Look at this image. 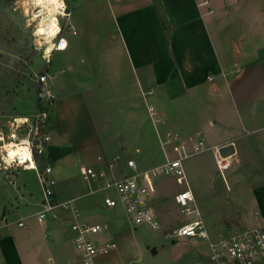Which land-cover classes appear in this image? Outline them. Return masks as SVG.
Here are the masks:
<instances>
[{
	"label": "crops",
	"instance_id": "obj_1",
	"mask_svg": "<svg viewBox=\"0 0 264 264\" xmlns=\"http://www.w3.org/2000/svg\"><path fill=\"white\" fill-rule=\"evenodd\" d=\"M64 2L69 6V24L78 7H87L78 16L82 18L85 13V18H93L91 15L98 11L95 6L100 5L106 7L110 25L104 55L95 54L94 48H90L89 83L79 82L80 76L74 77V81L70 79L71 83L68 79L62 81L72 90L84 93V99L76 100L77 93L64 94L57 99L53 80L51 83L56 100L46 126L50 140L39 157V166L51 167L54 198L57 202H71L77 209V218L69 211L56 208L39 223L36 214L40 211V188L37 195H26L17 204L20 209L15 211L16 219L9 220L5 216L0 225V264H80L70 230L74 221L100 226L99 232L89 236L102 249L98 264H121L127 233L150 226H132L120 205L105 208L103 199L97 196L104 197L113 189L103 192L100 189L103 180L85 182L72 192L69 188L57 187L56 176H64L69 170L79 175L80 166L96 167L98 158L112 160L117 156L120 160L108 171L109 179L119 180L134 174L125 164L127 159L134 160L138 171L148 170L164 162L160 142L166 134L175 135L188 151L197 140H202L207 148L233 145V162L236 142L245 141L264 129V0ZM68 49L67 42L63 53ZM71 62L68 59L59 64L67 69ZM73 70L80 72L76 67ZM101 96L105 97L106 121L95 117L102 109ZM85 101H88L87 106ZM149 108L153 110V117ZM60 109H71L75 116L68 113L70 115L63 118L64 125L58 126ZM99 121L105 122L104 126ZM52 128L54 131H50ZM152 143L156 152L150 149ZM166 151L168 157H175L170 146ZM207 152L210 160H206L215 163L210 149L191 157ZM191 157L184 159L182 166L197 207L201 197L187 179L192 169L199 178L202 174L203 179L206 172L202 160L187 164ZM209 177L210 180L204 179L205 184L213 182L212 176ZM167 180L183 187L175 189ZM22 181V178L17 181L22 186L18 192H35ZM153 184L150 204L160 223L155 230L164 238L162 224L169 223L172 215L180 210L174 196L185 190V186L172 177L156 179ZM256 186H264V183ZM244 203L240 196L232 201L236 209ZM206 213L202 210L198 214L208 235L209 229L204 224ZM182 215L183 221L178 226L195 219V215L193 219L187 218L192 215ZM238 220L242 222L235 216V223L225 230V235L234 230ZM19 222L24 226L19 227ZM156 251L154 247L151 249L152 254ZM133 252L141 254L138 249ZM130 263L133 262L126 264Z\"/></svg>",
	"mask_w": 264,
	"mask_h": 264
},
{
	"label": "rangeland",
	"instance_id": "obj_2",
	"mask_svg": "<svg viewBox=\"0 0 264 264\" xmlns=\"http://www.w3.org/2000/svg\"><path fill=\"white\" fill-rule=\"evenodd\" d=\"M64 4L65 16L58 17V25L60 34L69 43V49L64 53L63 51L61 53L54 51L47 59H44L43 50L46 46L43 43L44 40L34 35L41 20L40 17L33 18L37 8L31 0H0V131H7L12 118L30 117L36 111L35 80L44 71L54 75L53 89L57 99H60L61 95H72L73 93L79 94L76 100L81 97L84 99V93H81L79 89L72 90L71 86L63 85L62 81L68 79V82L71 83L70 79L73 80L74 77L80 76L79 82L89 83L90 48H94L92 50L95 54L101 52L104 55L106 41L110 37L107 10L104 6H95L94 9H98V11L91 15L94 16L93 18L90 16L85 18V13L81 18L78 14H81V11L85 12L87 7L85 5L78 7L77 14H73L70 21L74 26V34H72L67 29L69 6L65 2ZM68 59L72 61L70 67L61 68L59 63ZM73 61L77 64L74 65ZM73 67H76L80 72L74 71ZM97 92L100 93L99 90ZM100 100L102 109L97 115L95 113V117L98 116L100 120L104 121L105 97L101 96ZM87 102H84L85 106H87ZM76 107H74L75 110ZM59 112L58 126L64 125L63 118L68 113L75 116V112L71 109L62 111L60 109ZM115 115L118 116V114ZM102 121L99 123L104 126L105 122ZM53 126H55V120L52 123ZM51 130L54 131V128ZM101 132H104V128H101ZM256 133V137L251 136L245 141L236 142L235 160L233 162L231 160L234 154L233 150L227 155L230 165L223 172L217 169L214 162L210 163L206 160L207 158L210 160L209 152L197 158L191 157L186 161L187 164H192L194 160L199 162L202 160L201 165L206 172L205 181L210 180L209 176H212L213 179L211 184L209 182L205 184L202 174L199 178L195 169H192L193 172L190 171L189 179H187L194 188H197L201 197L196 207L198 213H201L202 210L207 212L204 216V224L206 223L207 230L209 229L210 240H216L218 234H224L225 230L230 229L235 223V216L243 222V227L254 226L261 218H264V186L255 187V184L264 183V129ZM150 149L154 152L157 151L153 143L150 144ZM6 175L12 180V184L7 182ZM20 178L23 179L24 186L35 190V192L28 194L18 192L22 187L17 182ZM56 178L58 180L57 187L62 190L69 188L75 192L80 184H85V181L73 170H69L64 176H56ZM166 182L168 185L170 182L173 184L172 180ZM173 187L180 189L183 186L173 184ZM38 190L39 186L33 171L18 169L3 172L0 170V225L4 222L5 216L9 220H15L17 217L15 211L20 209L17 204H20L21 198L26 195L35 196ZM107 194L110 197H116L114 190L108 191ZM236 196H240L245 203L242 207L233 209L232 201ZM97 197L103 199L102 194H98ZM206 207H209L210 210ZM255 211L258 212V216L254 215ZM183 218L180 210L172 215L170 218L172 220L169 223L162 224L164 233L177 227ZM187 218L193 219L194 215ZM127 234L128 240L124 243L121 264L130 261L134 264H207L208 244L203 239L182 237L170 241L165 239V234L162 238L159 232L150 227H138L136 231H130ZM153 247L157 251L152 254ZM134 249L136 251L138 249L141 254L134 255ZM138 257H140L139 260H137Z\"/></svg>",
	"mask_w": 264,
	"mask_h": 264
},
{
	"label": "built area",
	"instance_id": "obj_3",
	"mask_svg": "<svg viewBox=\"0 0 264 264\" xmlns=\"http://www.w3.org/2000/svg\"><path fill=\"white\" fill-rule=\"evenodd\" d=\"M67 29L74 34L71 24L67 25ZM53 41V51H64L67 48V42L60 31ZM49 55L44 56V59H47ZM53 79L54 75L47 71L38 75L35 80L36 111L30 117L12 118L7 131H0V170L9 172L19 169L35 173L41 194L40 211L36 214V220L39 223L44 220L46 214L56 208L69 211L77 218V209L71 202H57L54 198L55 180L51 167L49 165L39 166V157L43 155L45 146L50 140L46 126L56 100L51 88ZM148 112L151 117L154 116L151 108L148 109ZM17 145L21 146V150L16 154H9L8 148ZM160 146L163 150L164 162L148 170L138 171L134 160L127 159L125 164L134 174L119 180L109 179L107 178L108 171L113 169L115 163L120 160V156H117L112 160L98 158L96 167L80 166L78 168L79 176L87 183L92 180H103L100 189L103 192L113 189L116 194L115 198L108 195L103 197L105 208L111 209L120 205L132 226L148 225L154 230L159 229L160 223L150 204V195L154 192L153 182L156 179L172 177L176 183L185 186V190L174 196L175 203L182 214L195 215V219L165 233V239L174 241L177 238L185 237L207 241L208 264H264V218L251 227H243L242 222L238 220L232 232L227 235L218 234L216 240H210L204 231L193 195L187 185L182 166L183 160L210 149L214 155L217 169L223 172L229 167L230 159L228 156L220 154L222 147L207 148L202 140H197L193 142L190 151H188L186 145L179 142L173 134H166L165 139L160 142ZM167 146H170L171 151L175 154L174 158L168 157ZM5 177L7 182L12 184L9 176ZM89 192L92 193L93 190L89 189ZM254 215L258 216V213L254 212ZM17 225L24 226L21 222ZM70 230L74 234L73 243L80 264H98L97 257L102 249L95 245L89 236L99 232L100 226L74 221Z\"/></svg>",
	"mask_w": 264,
	"mask_h": 264
},
{
	"label": "bare ground",
	"instance_id": "obj_4",
	"mask_svg": "<svg viewBox=\"0 0 264 264\" xmlns=\"http://www.w3.org/2000/svg\"><path fill=\"white\" fill-rule=\"evenodd\" d=\"M31 2L37 8L33 18H41L34 35L44 40L43 43L46 46L43 54L48 56L54 50L52 42L60 31L58 17L65 16V4L63 0H31ZM20 147L17 145L8 148L9 154L18 153L21 150Z\"/></svg>",
	"mask_w": 264,
	"mask_h": 264
},
{
	"label": "water",
	"instance_id": "obj_5",
	"mask_svg": "<svg viewBox=\"0 0 264 264\" xmlns=\"http://www.w3.org/2000/svg\"><path fill=\"white\" fill-rule=\"evenodd\" d=\"M233 151V148L231 145H228V146H223L221 149H220V154L222 156H227L228 154H230L231 152ZM230 152V153H229Z\"/></svg>",
	"mask_w": 264,
	"mask_h": 264
}]
</instances>
